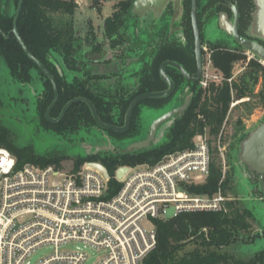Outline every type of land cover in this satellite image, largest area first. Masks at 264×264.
<instances>
[{"label": "trees", "instance_id": "trees-1", "mask_svg": "<svg viewBox=\"0 0 264 264\" xmlns=\"http://www.w3.org/2000/svg\"><path fill=\"white\" fill-rule=\"evenodd\" d=\"M135 1L121 0L115 4L112 15L106 19L103 26L106 41L110 48L116 51V55L120 54L117 56L119 59H133L135 56L143 63L142 68L137 71L139 77L137 88L130 89L120 82L116 85H106L103 82L105 76L93 73L88 58L101 53V45H97V35L93 31L88 33L84 41L76 36L73 17L78 5L74 0H25L18 31L30 52L57 81L60 97L52 111V118H58L69 101L85 97L94 103L103 122L123 126L132 100L141 94L167 90L168 85L160 75V67L165 61L180 63L191 75L197 72L191 0H182L183 15L180 21L182 31L179 35L172 36L169 31L173 14L172 3L159 20L150 17L141 21L132 11ZM198 1L201 27L206 13L220 0ZM13 2L14 15L10 16L9 0H0V58L4 60L15 81L29 84L31 70L36 69L40 73L44 90L36 99L38 128L52 129L66 137V133L76 132L80 128L96 127L91 110L85 103L74 104L59 123H51L47 120L46 112L54 100V89L47 76L26 56L12 33L19 0ZM234 2L240 10V34L246 37L249 35L256 9L255 3L253 0H234ZM94 3H97V0H94ZM220 11L226 9L222 6L217 7L215 11L210 12V17ZM129 22L132 24V29L128 25ZM158 22L160 29L156 32ZM201 34L204 45L206 42L203 33ZM141 35H145L147 39H143ZM208 44L212 52L214 68L222 74L225 81L222 84L211 82L207 88L201 87V84L189 85L193 94L191 104L183 116L174 119L165 143L130 154L78 156L74 159L71 171L78 172L86 162L102 163L110 174L105 194V198L109 199L117 195L122 187V183L116 178L120 167L153 166L169 154L193 149L195 138L208 132L213 138L210 140L213 149L210 172L203 184L192 186L190 191L196 195L213 197L222 190V187L229 183V179L221 183L222 158L219 148L214 147L213 143L217 141L225 123L233 100L232 92H235L238 99L252 97L253 83L257 81L260 73L264 77V67L258 64V61H251L248 64L249 70L239 82L232 84L227 80L233 76L234 64L243 57L237 54L239 52L236 50L229 48L228 44H211V42ZM87 45L91 46L90 52L85 51ZM237 47L242 49L238 44ZM52 52L59 53L68 70L75 73L71 82L66 81L51 66ZM166 73L175 82L178 91L185 81L184 77L171 67H167ZM175 98L174 93L167 98L146 99L136 107L131 127L127 132L116 133L109 130L106 132L117 140L133 138L141 133L139 110L142 105L162 109ZM246 137L247 135L243 136L242 140ZM0 147L9 149L15 156L17 169H21L26 164L40 168L49 166L61 168L62 163L69 159L63 151L39 153L32 144L12 140L10 130L1 115ZM226 206V212L183 213L168 220H156L157 246L143 264H264V250L249 260L239 259L225 252L227 247L237 241L242 232L249 231L251 227L249 219L252 217V212L242 208L237 201L229 200ZM192 245L193 248L186 251L187 246Z\"/></svg>", "mask_w": 264, "mask_h": 264}, {"label": "built area", "instance_id": "built-area-1", "mask_svg": "<svg viewBox=\"0 0 264 264\" xmlns=\"http://www.w3.org/2000/svg\"><path fill=\"white\" fill-rule=\"evenodd\" d=\"M74 1L82 6L87 0ZM222 80L205 67L201 86ZM212 150L204 134L195 138L193 149L153 166H126L120 191L106 199L110 178L90 163L69 173L31 164L17 169L15 156L0 147V264L29 263L31 253L44 245L55 252L38 264H83L87 253L80 249L60 251L71 242L104 249L98 264H143L157 246L156 220L227 211L229 199L221 192L210 197L190 191L206 181Z\"/></svg>", "mask_w": 264, "mask_h": 264}, {"label": "rangeland", "instance_id": "rangeland-1", "mask_svg": "<svg viewBox=\"0 0 264 264\" xmlns=\"http://www.w3.org/2000/svg\"><path fill=\"white\" fill-rule=\"evenodd\" d=\"M121 0H99L94 3V0L85 1L82 6L78 5L74 19V30L76 36L84 41L91 31L97 35V44L104 47L113 57V49L110 48L102 38L104 21L112 15L113 7ZM99 5V6H97ZM8 14L14 15V2L9 0ZM213 17L209 27L206 28V55L204 60L205 67H209L211 73L222 76L215 68L213 63L210 64V46L209 42L216 41L221 44H228L232 50L239 51V55L243 57L241 61L234 64L233 76L231 82H239V79L249 70L248 64L257 59L245 50H239L236 47L234 40L230 38L227 32H223L218 27V19ZM65 19H70L65 17ZM131 22V21H130ZM130 29H132V24ZM104 33V32H103ZM258 37H256V36ZM252 36L259 38L260 36L254 30ZM143 39H147L145 35H141ZM232 37V36H231ZM264 41V39L259 38ZM209 41V42H208ZM213 44V43H211ZM86 51V50H85ZM102 53V52H101ZM104 53V52H103ZM94 58H97L95 56ZM212 60V59H211ZM258 63V62H257ZM51 66L62 76L66 81L71 82L75 76L74 72L68 70L65 66L62 56L57 52H52L50 57ZM210 64V65H209ZM261 66L264 64L259 61ZM259 78L253 83V96L245 98H236L233 91V100L230 105L225 123L222 127L219 137L214 141V147L219 148L220 157L222 158L223 176L221 183L229 179V183L222 187L219 192L229 200L237 201L242 208H247L252 212V217L249 219L250 229L247 232H242L232 245L226 248L225 252L234 255L243 260H249L258 252L264 250V193L259 194V186L255 178H250V169L241 158V144L245 140L243 136H248L258 126L264 122V77L262 73ZM216 84H221L216 83ZM44 90L41 75L36 69L31 70V81L29 84H23L15 81L9 72L4 60L0 58V115L2 116L6 126L10 130L12 140H19L22 143L32 144L39 153L48 151H63L69 159L61 165V171L69 173L74 166V159L86 157L94 152L97 146H111L122 148L127 145L126 141L119 142L115 139L108 142L102 131L93 128H80L76 132L66 133V137L58 134L52 129H42L37 126L36 99ZM174 107V100L169 103L163 110H155L147 105H142L139 110V118L142 122L143 129L149 131L152 122ZM240 122V125H239ZM174 121L162 126L158 131L156 142L154 145H161L166 142L167 134L171 130ZM209 140H213L207 132ZM247 138V137H246ZM125 167V166H123ZM121 168V167H120ZM119 168V169H120ZM118 169V170H119ZM264 192V190H263ZM228 200V201H229ZM227 201V202H228ZM226 206V204H225ZM227 209V206H226ZM205 230V229H204ZM208 234V231L205 230ZM253 242H250L254 236ZM193 248L187 246L186 251ZM81 250L87 253V260L83 264H98L99 260L106 255L104 249H97L90 245L85 246L81 242H71L60 247L61 252ZM55 252L53 245H44L31 253L25 264H38L41 260Z\"/></svg>", "mask_w": 264, "mask_h": 264}, {"label": "water", "instance_id": "water-1", "mask_svg": "<svg viewBox=\"0 0 264 264\" xmlns=\"http://www.w3.org/2000/svg\"><path fill=\"white\" fill-rule=\"evenodd\" d=\"M99 2V0H97ZM223 1L228 8L233 12L234 20L231 23L228 19L226 14H221L218 20V25L220 30L227 32L229 35L233 37L235 42L244 48L247 52L253 54L264 64V46L254 40L246 39L242 37L239 33V23H240V12L239 7L237 4L233 3V0H221ZM256 6L253 19L254 24L252 27V33L254 30L260 36L259 38L264 39V0H253ZM25 0H19L16 15L14 18L13 23V30L12 33L16 37L18 43L20 44L21 48L23 49L26 56L38 67V69L43 72L47 76V78L52 83L54 89V100L49 106L46 112V118L51 123H59L66 115L67 111L76 103H85L91 110L92 116L97 123L98 127L103 131H113L116 133H124L127 132L131 126V120L133 117V113L135 108L144 100L146 99H156V98H167L170 97L176 90L175 82L167 75L166 69L167 67H172L178 70L187 80L198 83L201 81L204 75V64H203V43L201 37V28L199 25V1L198 0H191V21H192V28L194 33L195 39V57L197 62L198 71L196 76H191L182 65L175 61H165L160 67V75L162 80L168 85L167 90L165 91H158V92H149L145 94H141L137 96L129 105V108L126 113L125 117V124L124 126H116L112 124H107L103 122L97 112V109L94 103L85 98V97H78L71 101H69L63 108L60 116L58 118H52L51 114L53 109L55 108L57 102L59 101V89L57 85V81L54 75L37 59L35 56L30 52L28 47L26 46L25 42L23 41L21 35L18 31V24L21 17L22 9L24 6ZM173 4L174 9V17L171 21V27L175 24V22L183 15V7H182V0H136L133 4V13L136 15L144 16L148 14H152L156 18H161L165 13L166 9L170 4ZM142 15V16H143ZM256 36V35H255ZM7 38L9 36H6ZM258 37V36H256ZM103 39L106 40L105 35L103 34ZM98 45V44H97ZM107 45V44H106ZM102 52L98 53L94 56H90L88 60L90 61V67H97L96 64H92L91 62H99L110 61V69L111 74H120L119 78L124 79L127 76V71L129 68L132 67L134 63V59H119L116 55V51L112 53L113 57L109 56L107 50L102 47ZM97 56V58H94ZM99 65V64H98ZM101 66H104L102 64ZM112 80H115V77H112ZM192 100V95L188 96L186 101L183 105L173 108L157 119H155L149 129V132L145 139L134 142L130 144L125 150L124 153H133L137 151H142L146 149H150L156 141V137L158 134L159 129L164 125L166 122L170 121L172 118L177 116H183L186 110L189 108ZM241 158L247 165V167L259 174L260 176V187L264 190V122L258 126L254 131H252L247 138L241 144ZM92 167L100 170L103 174L110 178L109 171L105 166L98 163H92ZM128 171V167H121L117 173L116 178L117 180H122L125 174ZM256 236V233L253 236V239L250 241L252 242ZM261 236L264 237V234L261 233Z\"/></svg>", "mask_w": 264, "mask_h": 264}, {"label": "flooded vegetation", "instance_id": "flooded-vegetation-1", "mask_svg": "<svg viewBox=\"0 0 264 264\" xmlns=\"http://www.w3.org/2000/svg\"><path fill=\"white\" fill-rule=\"evenodd\" d=\"M207 3H208V1H206ZM233 3L234 4H236L235 2H234V0H233ZM173 5V4H172ZM224 7L225 9H226V11H220L219 13H217V19L219 20V17H220V15L221 14H226L227 16H228V19H229V21L232 23L233 22V20H234V15H233V12L228 8V6L223 2V1H219L218 3H216L215 5H214V7H212L207 13H206V15L204 16V19H203V23H202V26L200 27L201 28V33H203V37H204V40H205V42H206V28L208 29H212V27H209V25L211 24V21H212V19H213V17L214 16H216V13H215V15H213V16H211L210 17V12L211 11H215V9L217 8V7ZM239 7V6H238ZM239 12H240V10H239ZM174 9H173V14H172V17H171V21H172V19H173V17H174ZM254 14V13H253ZM139 16V15H138ZM150 17H153L155 20H159L160 18H156V17H154L152 14H150V15H146V16H139V19L141 20V21H143V20H147V18H150ZM181 18H182V15H181V17L175 22V24L173 25V27H171V21H170V36H172L173 34H176V35H179L180 33H181V26H180V21H181ZM240 22H241V19H240ZM159 24V25H158ZM253 24H254V19L252 20V23H251V26H250V29H249V35H247L246 37H244V38H246V39H250V40H254V41H256V42H258V43H260V44H262L263 46H264V41L263 40H261V39H259V38H255V37H253L252 36V27H253ZM142 27V26H141ZM218 27H219V25H218ZM159 29H160V23L158 22L157 23V27L155 28V30H156V32H158L159 31ZM220 29V28H219ZM224 32V31H223ZM239 33H240V23H239ZM247 34V33H246ZM241 35V34H240ZM201 37H202V34H201ZM243 37V36H242ZM230 38L232 39V40H234L233 39V37H231L230 36ZM141 39V38H140ZM107 42V41H106ZM209 42V41H208ZM234 42H235V40H234ZM202 43H203V40H202ZM211 43H218L217 42V40L216 41H213V42H211ZM194 44H195V39H194ZM225 44V43H224ZM235 44H236V47H237V43L235 42ZM108 45V44H107ZM139 49H140V47H138ZM242 48V47H241ZM243 50H245L244 48H242ZM242 49H239V50H242ZM206 50H207V48L205 47L204 48V45H203V64H204V60H205V55H206ZM211 51V50H210ZM246 51V50H245ZM102 52V51H101ZM139 52H140V50H139ZM237 52H239V51H237ZM103 53V52H102ZM211 54H212V52H211ZM211 54H210V61H211V63H212V57H211ZM120 54L118 53L117 54V56H119ZM253 55V54H252ZM254 56V55H253ZM256 59H257V61L259 62L260 60H258L259 58H257L256 56H254ZM136 57L134 56V63L132 64V67L131 68H129L128 69V71H127V76H126V78L124 77V79H122V78H119V76H120V74H111V72H110V69H113V67H111L110 68V62H104V61H99V62H91L92 64H96L97 65V67H92L93 68V73L94 74H96V75H101V76H105V79H103V82L106 84V85H116L118 82H120V83H122L123 85H127L130 89H136L137 87V83H138V80H139V77H138V75H137V71H139L141 68H142V65H143V63L142 62H140V59L138 58H136ZM126 60L127 59H130V58H125ZM195 60H196V57H195ZM178 63V62H177ZM89 64V63H88ZM99 64V65H98ZM102 64H104V66H101ZM180 64V63H179ZM181 65V64H180ZM196 65H197V62H196ZM183 66V65H182ZM184 67V66H183ZM172 68V67H171ZM175 69V68H174ZM185 69V68H184ZM186 70V69H185ZM178 71V70H177ZM187 71V70H186ZM197 71H198V68H197ZM179 72V71H178ZM204 72H205V65H204ZM180 73V72H179ZM197 73V72H196ZM196 73L195 74H193V75H191V76H196ZM181 74V73H180ZM168 75V74H167ZM182 75V74H181ZM222 75V74H221ZM183 76V75H182ZM112 77H115V80H112ZM170 77V76H169ZM184 77V76H183ZM203 77H204V75H203ZM171 78V77H170ZM172 79V78H171ZM184 79H185V81L183 82V84H182V86H181V88L177 91V89L175 90V99H173L174 100V107H172V108H170V110L171 109H173V108H177V107H179V106H181V105H183L184 104V102L186 101V99H187V97L188 96H191L192 95V99H193V94L191 93V91H190V88H189V85L191 84V85H196V84H201V82H202V80H203V78L201 79V81L200 82H198V83H194V82H191V81H189V80H187L185 77H184ZM231 79V78H230ZM230 79H228L227 81L228 82H231V81H229ZM223 81H225V79H224V77H223V80H222V82H220L221 84L223 83ZM216 83V82H215ZM202 87V86H201ZM173 93V94H174ZM172 94V95H173ZM171 95V96H172ZM172 100V101H173ZM133 101V100H132ZM192 101V100H191ZM166 107V106H165ZM129 108V107H128ZM136 109V108H135ZM155 110H157L158 111V109H156V108H154ZM164 108H162V109H159L160 111L161 110H163ZM135 111V110H134ZM187 111V110H186ZM167 112V111H166ZM165 112V113H166ZM134 114V113H133ZM185 114V113H184ZM183 114V115H184ZM163 115V114H162ZM126 117V116H125ZM177 117H180V116H177ZM176 117H174V118H172L170 121H168V122H166L164 125H167V124H169V123H171L172 121H174V119H175ZM56 119V118H55ZM102 120V119H101ZM132 121V120H131ZM97 124V123H96ZM125 124V123H124ZM164 125H162V126H164ZM124 126V125H123ZM140 126H141V133L139 134V135H137V136H135V137H133V138H129V139H125V140H117L116 138H114V137H112L111 135H109L106 131H103V130H101L99 127H98V125L96 126V127H92L91 129H93V128H96V129H98V130H100V131H102V133H103V135H104V138H106L107 140H108V142H110V141H112V139H115V140H117V141H119V142H123V141H126L127 142V145L125 146V147H122V148H117V147H115L114 145H111V146H97V147H95L94 148V152L95 153H93V154H91V155H96V154H100L101 156H106V155H114V154H119V153H122V154H126V153H124V150L130 145V144H132V143H134V142H137V141H140V140H143V139H145L146 138V136H147V134H148V132H146L145 133V131H144V129H143V126H142V122H141V120H140ZM131 127V126H130ZM130 129V128H129ZM125 133V132H124ZM158 136V135H157ZM156 142V141H155ZM155 144V143H154ZM153 144V146H158V145H154ZM152 146V147H153ZM136 152V151H135ZM134 153V152H133ZM128 154H130V153H128ZM86 163H90V164H92V163H98V164H102V163H100V162H86ZM85 163V164H86ZM84 164V165H85ZM103 165V164H102ZM104 166V165H103ZM249 176H250V178L252 179V178H255V179H257L258 180V186H259V189H260V191H259V194H262V193H264L263 192V190L261 189V187H260V176H259V174H257L256 172H253V171H251L250 170V172H249ZM256 236H257V234H256ZM255 236V237H256ZM253 239V238H252ZM254 241V240H253ZM252 241V242H253Z\"/></svg>", "mask_w": 264, "mask_h": 264}, {"label": "crops", "instance_id": "crops-1", "mask_svg": "<svg viewBox=\"0 0 264 264\" xmlns=\"http://www.w3.org/2000/svg\"><path fill=\"white\" fill-rule=\"evenodd\" d=\"M97 3H98V1H97ZM143 14H141V16H142ZM148 15H150V14H148ZM144 16V15H143ZM106 21V20H105ZM105 21H104V24H103V26L105 25ZM102 26V27H103ZM102 38H103V32H102ZM104 40V39H103ZM85 50H86V52H90V50H91V46L90 45H87L86 47H85ZM102 51V50H101ZM96 54H98V53H96ZM96 54H94V55H96ZM94 55H92V56H94Z\"/></svg>", "mask_w": 264, "mask_h": 264}]
</instances>
